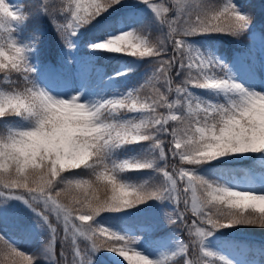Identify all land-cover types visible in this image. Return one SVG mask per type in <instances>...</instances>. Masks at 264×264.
Listing matches in <instances>:
<instances>
[{
  "label": "snow or ice",
  "instance_id": "1",
  "mask_svg": "<svg viewBox=\"0 0 264 264\" xmlns=\"http://www.w3.org/2000/svg\"><path fill=\"white\" fill-rule=\"evenodd\" d=\"M140 2L152 13L150 23L89 47L153 58V71L126 93L88 103L80 93L63 98L37 83L29 54L39 35L33 33L28 43L21 44L8 24L28 21L34 13L26 7L17 11L8 0H0V74L6 85L0 87V122L8 117L31 121L26 128L0 127V196L23 201L36 213L38 226H47L50 238L41 255L54 264H92V255L101 250L115 252L126 264H212L214 259L231 264L206 247L207 239L219 229L237 225L264 228V182L259 191L235 182L230 186L206 178L198 169L249 154L264 160V92L237 82L222 60L195 48L187 38L240 37L249 30L251 15L242 13L233 0L197 2L191 7L188 0ZM119 4L121 0H61L56 7L37 0L35 12L51 19L71 49L81 28ZM153 25L163 38L151 39ZM174 69L177 77L187 73L181 85L174 86ZM12 73L20 79L13 80ZM146 86L152 93L142 96ZM193 88L220 92L225 100L203 99ZM130 145L140 147L134 155L120 156ZM170 159L180 166L169 170ZM74 170L89 178H80ZM66 171L71 174L62 175ZM145 171L161 182L146 179L137 184L125 179L126 173ZM149 200L174 205V214L165 213V220L182 226L188 235L186 241L177 237L174 249L157 259L137 251L135 238L95 223L101 213L120 212ZM53 215L63 225L64 240L70 241L71 259L63 251L61 259L56 258ZM81 238L89 243L88 253L81 250ZM38 259L40 255L26 254L0 234V264H36Z\"/></svg>",
  "mask_w": 264,
  "mask_h": 264
},
{
  "label": "rangeland",
  "instance_id": "2",
  "mask_svg": "<svg viewBox=\"0 0 264 264\" xmlns=\"http://www.w3.org/2000/svg\"><path fill=\"white\" fill-rule=\"evenodd\" d=\"M123 1V7L115 15L116 29L109 27L106 35L97 39H84L83 35L78 33L72 38L74 47L71 49L66 48L62 41L57 59L54 61L45 57V49L48 45L44 43V34L47 27L42 19L9 21V27L15 29L14 39L21 44L28 43L33 33L39 35L34 51L29 54L30 62L36 68L34 77L37 83L53 95L63 98L80 93L81 99L88 103L119 96L143 84L153 71V58L132 57L112 52L102 56L98 51L89 47L91 44L104 40L107 36L128 31L142 23H150L152 13L140 0ZM197 2L218 4L224 0H188V5L191 7ZM233 2L242 13L246 15L250 13V7L247 4L250 0H233ZM8 3L17 11H23L22 0H8ZM261 8L264 10V0H262ZM161 38H163V32L153 25L151 39L155 41ZM187 40L200 51L222 60L237 82L246 88L264 92L263 20L259 18L252 20L245 34L240 37L230 36L227 41L215 34L191 36ZM117 73L125 74L117 75ZM0 75L3 79V74ZM186 75L185 72L177 77L174 69L172 73L174 86L181 85ZM0 87H2L1 84ZM192 91L203 99L213 102H224L225 100V96L220 92L198 88H193ZM151 93L152 89L146 86L142 89L141 95L147 96ZM3 125L26 128L31 125V121L8 117ZM139 147V145H130L122 149L119 155H134ZM248 156L253 157L254 163H257L259 168L241 164L242 158H229L228 160H235V167L231 172L221 166L219 170H215L211 164L200 167L198 171L206 178L219 179L220 183L226 182L231 186L235 182L239 183L241 188L253 187L259 191L264 182V160L260 159L257 154ZM62 175L66 176V172ZM125 179L137 184L146 179L154 184L161 182V178L150 171L126 173ZM62 202L67 203L63 200ZM174 207L168 201L149 200L120 212L101 213L95 218V223L121 235L135 238L136 243L133 247L137 251L157 259L174 249L177 237L187 240V232L182 226L170 225L165 220V213L174 214ZM179 209L183 211L181 205ZM186 214L191 215L190 211ZM51 217L53 218L52 224L57 229L56 242L60 243V252L63 251L71 259V244L70 241L64 240L63 225L56 221L55 215ZM37 219L36 213L23 201L0 196V234H3L26 254L33 252L31 254L40 255L36 264H54L46 255H41L50 237L47 226L43 228L38 226ZM82 242H87L89 245L88 241L81 238L79 244ZM206 247L230 260L231 264H264V236L247 232L242 228L231 227L215 231L208 237ZM34 248L36 249L33 250ZM87 249L89 251V246ZM53 250L57 252L56 243ZM104 253L106 256H102L97 262L107 258L117 264H126L123 258L115 252L104 250ZM56 258H58L57 253ZM212 264H221V262L214 259Z\"/></svg>",
  "mask_w": 264,
  "mask_h": 264
},
{
  "label": "trees",
  "instance_id": "3",
  "mask_svg": "<svg viewBox=\"0 0 264 264\" xmlns=\"http://www.w3.org/2000/svg\"><path fill=\"white\" fill-rule=\"evenodd\" d=\"M23 2H24V10L27 9L34 13L30 19L32 20L44 19L45 20L46 25H47V31L44 35L45 37L44 43L48 45L47 49H45V53H46L45 55L46 57H50L55 60L57 57L58 47L60 46V43L62 42L60 36L57 33L55 25L53 24L51 19L44 13L35 12V5L37 3V0H23ZM44 3H47L50 6L58 7L61 3V0H44ZM261 3H262V0H250V2H247V4L250 7L249 8L250 13H248L247 15H251L252 20L259 18L263 20V23H264V10L261 8ZM218 4H220V2ZM122 5H123V0H121V4L115 6L114 8H110L107 12H105L102 16L98 17L95 21H93L87 27L81 28L79 33L83 35L84 39H90V38L97 39L99 36L106 34V28H108V26L112 28H116L115 15L117 11L121 9ZM58 20L62 22V17H58ZM108 21L111 24H108ZM215 35L221 37L222 40L224 41H227L230 37V35H223V34H215ZM98 52L101 55H107L110 53L106 51H98ZM11 78L13 80L20 79V77L16 73H12ZM0 84L2 87L6 86L3 79L1 78V75H0ZM0 127H3L2 123H0ZM249 161H250L249 159L245 160V162H249ZM74 171L81 173L80 178H83V179L89 178V175L87 173H83L82 170H74ZM70 174H71L70 172L66 171V176H69ZM61 199L68 203V198L62 196ZM238 226L243 227L245 230L252 231L255 233H260V234L264 233V228H259L257 226L237 225L236 227ZM193 256L195 258V254H193Z\"/></svg>",
  "mask_w": 264,
  "mask_h": 264
}]
</instances>
